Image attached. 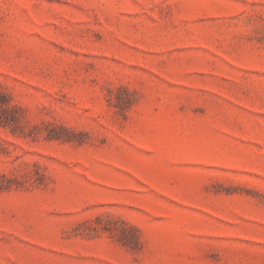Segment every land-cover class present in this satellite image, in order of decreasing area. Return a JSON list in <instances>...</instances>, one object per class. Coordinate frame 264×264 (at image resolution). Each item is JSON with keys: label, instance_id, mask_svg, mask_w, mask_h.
<instances>
[{"label": "rangeland", "instance_id": "rangeland-1", "mask_svg": "<svg viewBox=\"0 0 264 264\" xmlns=\"http://www.w3.org/2000/svg\"><path fill=\"white\" fill-rule=\"evenodd\" d=\"M0 264H264V0H0Z\"/></svg>", "mask_w": 264, "mask_h": 264}]
</instances>
